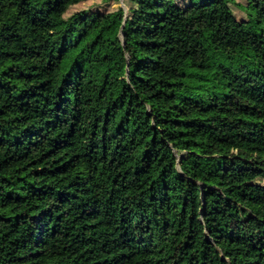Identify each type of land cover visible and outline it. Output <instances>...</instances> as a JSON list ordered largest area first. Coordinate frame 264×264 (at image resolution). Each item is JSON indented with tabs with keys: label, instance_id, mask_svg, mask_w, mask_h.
<instances>
[{
	"label": "trees",
	"instance_id": "16d2710c",
	"mask_svg": "<svg viewBox=\"0 0 264 264\" xmlns=\"http://www.w3.org/2000/svg\"><path fill=\"white\" fill-rule=\"evenodd\" d=\"M84 1L0 0V264H264V35L235 0ZM213 27L255 66L200 90Z\"/></svg>",
	"mask_w": 264,
	"mask_h": 264
},
{
	"label": "rangeland",
	"instance_id": "374dc122",
	"mask_svg": "<svg viewBox=\"0 0 264 264\" xmlns=\"http://www.w3.org/2000/svg\"><path fill=\"white\" fill-rule=\"evenodd\" d=\"M99 4L102 5L104 9L115 10L121 4L125 10L128 7L124 0H87L79 4V7H87L89 5ZM232 9L236 13L238 19L243 20L245 28L254 31L257 34L264 35V26L256 22L255 16L250 15L254 13V10L249 9L246 5V0H235L232 3ZM121 18L118 17L117 21L109 30L106 31V35L113 36L121 26ZM222 35V31L218 27L208 28L204 30L200 37V40L206 47L209 54V62L204 69L194 67L190 61L187 62L183 69L186 79L195 85L199 86L200 90H206L210 87V83L214 78L217 70L223 66L229 72H237L239 69L244 67L255 66L254 52L251 47H243L235 54H227L222 51L216 50L214 48V42L217 38ZM84 42L79 43L76 47L71 50V58L69 62L75 59L81 52ZM116 44L115 57L118 59L121 56V45ZM81 65H83L81 60Z\"/></svg>",
	"mask_w": 264,
	"mask_h": 264
}]
</instances>
